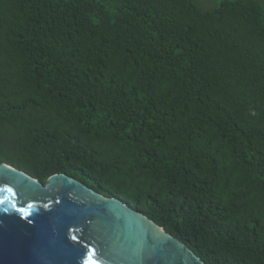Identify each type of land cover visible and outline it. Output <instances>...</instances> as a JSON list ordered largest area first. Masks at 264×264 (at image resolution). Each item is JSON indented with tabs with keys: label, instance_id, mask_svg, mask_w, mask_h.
Segmentation results:
<instances>
[{
	"label": "trees",
	"instance_id": "trees-1",
	"mask_svg": "<svg viewBox=\"0 0 264 264\" xmlns=\"http://www.w3.org/2000/svg\"><path fill=\"white\" fill-rule=\"evenodd\" d=\"M0 162L264 264V6L0 0Z\"/></svg>",
	"mask_w": 264,
	"mask_h": 264
},
{
	"label": "water",
	"instance_id": "water-1",
	"mask_svg": "<svg viewBox=\"0 0 264 264\" xmlns=\"http://www.w3.org/2000/svg\"><path fill=\"white\" fill-rule=\"evenodd\" d=\"M0 264H205L140 211L80 180L0 162Z\"/></svg>",
	"mask_w": 264,
	"mask_h": 264
},
{
	"label": "rangeland",
	"instance_id": "rangeland-1",
	"mask_svg": "<svg viewBox=\"0 0 264 264\" xmlns=\"http://www.w3.org/2000/svg\"><path fill=\"white\" fill-rule=\"evenodd\" d=\"M221 0H197L199 5L205 9H212L216 7ZM260 3L264 6V0H259Z\"/></svg>",
	"mask_w": 264,
	"mask_h": 264
}]
</instances>
